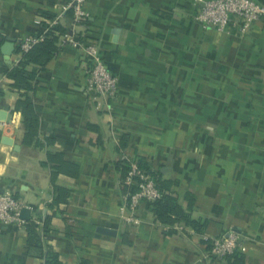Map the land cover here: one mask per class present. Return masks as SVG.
<instances>
[{"label":"crops","instance_id":"1","mask_svg":"<svg viewBox=\"0 0 264 264\" xmlns=\"http://www.w3.org/2000/svg\"><path fill=\"white\" fill-rule=\"evenodd\" d=\"M69 1L0 0V193L29 210L0 236V264H47L49 247L61 264H264V20L226 33L195 20L199 0H87L80 27ZM55 24L99 44L118 90L97 106L88 57L62 35L29 92V132L7 71L22 41ZM131 158L200 229L163 223L146 201L140 224L124 220ZM232 230L245 251L212 256L205 237Z\"/></svg>","mask_w":264,"mask_h":264},{"label":"built area","instance_id":"2","mask_svg":"<svg viewBox=\"0 0 264 264\" xmlns=\"http://www.w3.org/2000/svg\"><path fill=\"white\" fill-rule=\"evenodd\" d=\"M87 0H70L66 9L72 12L77 26H86L90 13L86 9ZM200 9L195 20L205 28L220 32H231L232 28L246 31L258 20H264V4L258 0H199ZM82 32V33H80ZM80 33V34H79ZM45 38V35L25 39L21 43L23 51L30 50ZM61 45H70L81 49L88 57L86 69L87 90L94 95L97 106L103 104L102 98H113L118 90V77L112 74L103 59L100 46L87 38V32H70L62 37ZM128 160L129 171L124 183L135 187V191H126L121 215L125 221L140 224L136 215L141 202L154 201L163 196L151 174L141 169L136 159ZM27 204L10 193H0V236L5 228L19 227L23 224L21 212ZM210 245V253L218 259H224L236 252L245 251V237L237 231H229L216 237H205Z\"/></svg>","mask_w":264,"mask_h":264},{"label":"trees","instance_id":"3","mask_svg":"<svg viewBox=\"0 0 264 264\" xmlns=\"http://www.w3.org/2000/svg\"><path fill=\"white\" fill-rule=\"evenodd\" d=\"M69 32L70 31L67 29L55 24L45 33V38L34 45L30 50L23 51L21 45H19L17 53L20 54L21 57L18 62L7 71L8 77L13 80L12 86L23 92V98L18 102V108L23 112L24 121L29 132H32L36 125V117L33 112L29 92L34 89V82L38 72L41 71L59 51V39L62 35L68 34ZM122 166L126 176L129 171V166L127 163ZM139 166L152 175L163 194L161 198L148 202V206L154 211L157 217L165 224L183 221L186 225L195 229H200L199 220L192 219L188 214L182 212L179 208L177 198L172 194L164 192V186L160 182L159 174L143 164L141 160L139 161ZM135 189V187L129 188V186L125 185L126 191H135ZM35 227L29 229V243L33 241V238L36 239L35 236L37 235V231ZM236 254L237 252L226 258L234 257ZM46 262L47 264H61L58 253L51 247L48 248Z\"/></svg>","mask_w":264,"mask_h":264},{"label":"water","instance_id":"4","mask_svg":"<svg viewBox=\"0 0 264 264\" xmlns=\"http://www.w3.org/2000/svg\"><path fill=\"white\" fill-rule=\"evenodd\" d=\"M6 46H7V49L5 51L4 50L3 51L8 56H10L13 52L14 44L10 42L9 45H6ZM9 63H11L10 60H9ZM0 109H4V111H7V110L9 111V107L3 106V105H0ZM0 119L3 121H9L10 115L8 114V112H6V114H5V112L2 111V112H0ZM5 142L10 144V145H13V146L15 145L14 140L12 138H9V137L5 138ZM28 213H29V210L27 208H24L21 212L22 219H28Z\"/></svg>","mask_w":264,"mask_h":264}]
</instances>
